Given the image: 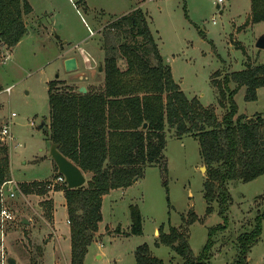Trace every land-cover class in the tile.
I'll use <instances>...</instances> for the list:
<instances>
[{
  "label": "rangeland",
  "instance_id": "374dc122",
  "mask_svg": "<svg viewBox=\"0 0 264 264\" xmlns=\"http://www.w3.org/2000/svg\"><path fill=\"white\" fill-rule=\"evenodd\" d=\"M28 1L32 10L22 14L26 32L13 45L0 44V128L11 111L15 112L10 121L11 137L0 132V140L8 147L9 178L19 187L22 181L46 182L56 175L46 134L50 121L48 81L58 79L61 86L101 88L103 29L113 18L139 6L174 80L188 97L197 96L204 105L213 106L219 118L226 111V103H219L218 88L212 80L221 81L225 72L241 69L247 62H264V47L256 45L264 34V20H251V0H223L219 6L216 0ZM125 37L120 35L118 41ZM5 50L9 51L6 58ZM71 55L78 65L66 70L63 59ZM118 65L126 66L124 57L118 58ZM244 95L243 85L234 94L237 112L264 114V85L257 88L255 99H245ZM165 134L166 172L161 163L147 164L132 183L106 194L101 213L108 234L89 244L83 264H135L136 246L143 242L164 264H181L183 258L174 249L155 243L160 225L164 230L172 224L185 231L193 253L198 254L209 227L222 222L218 201L209 202L211 210L206 208L203 181L207 168L197 138L190 133L178 137L168 126ZM85 174L88 177V171ZM62 185L45 188L40 194L21 190L7 199L11 215L4 219L0 215V264H8V254L16 257L15 264H33L31 257H36L39 248L29 238L37 246L44 242L50 234L54 208L59 222L65 220ZM227 186L232 196L226 212L227 226L212 236L209 264H237L238 234L251 229L256 213L264 212V173L247 181L229 180ZM131 203L140 209L142 232L109 233L120 229L119 222L122 226L130 223ZM22 215L29 219L28 226L20 221ZM106 224L117 228L109 229ZM34 264H46L44 252ZM55 264L64 262L59 258ZM246 264H264V220L258 241L247 253Z\"/></svg>",
  "mask_w": 264,
  "mask_h": 264
},
{
  "label": "trees",
  "instance_id": "16d2710c",
  "mask_svg": "<svg viewBox=\"0 0 264 264\" xmlns=\"http://www.w3.org/2000/svg\"><path fill=\"white\" fill-rule=\"evenodd\" d=\"M32 10L28 0H0V42L13 45L27 30L22 14ZM251 20H264V0H251ZM104 83L99 89L58 85L48 81L49 142H57L59 150L88 171L86 182L76 187H61L71 236L70 264H83L98 222L102 218V194L110 188L132 183L147 164L163 161L166 144L165 127L181 137L190 133L199 143L206 164L203 196L218 201L222 222L208 229L207 239L194 254L185 231L170 224L161 225L156 244L169 245L182 258L181 264H209L213 235L227 226V209L232 196L227 186L232 179L251 180L264 173V114L237 112L234 98L245 86V99H255L257 88L264 85V62L245 63L241 69L225 72L217 85L219 103L226 111L219 118L215 108L204 105L197 96L188 97L174 80L170 65L164 61L158 43L141 8L113 18L104 29ZM120 35L126 36L118 41ZM138 37L140 39H138ZM149 55L155 61H151ZM124 57L126 66L118 65ZM1 60V57H0ZM234 85L230 86V82ZM146 126L143 127V123ZM8 147L0 140V184L9 178ZM45 181L20 183L25 193L45 192ZM166 185V182L164 181ZM52 209V205L49 206ZM130 232L141 233V212L137 204L129 205ZM264 212H257L251 229L238 234L237 264H246V256L262 231ZM40 254L42 245L36 244ZM37 262L36 257H31ZM135 264H164L152 254L146 242L135 249Z\"/></svg>",
  "mask_w": 264,
  "mask_h": 264
},
{
  "label": "crops",
  "instance_id": "0c3cea01",
  "mask_svg": "<svg viewBox=\"0 0 264 264\" xmlns=\"http://www.w3.org/2000/svg\"><path fill=\"white\" fill-rule=\"evenodd\" d=\"M77 63H78V61H77ZM86 90H87V87H86ZM83 172L85 173L86 171H83ZM86 179H87V176H86ZM123 187H125V186H123ZM123 187H116V188H123ZM116 188H110V190L108 192L102 194L101 207L103 205V201H104L106 194L110 193L112 190H114ZM62 204L64 206L62 213H64L65 220L62 223L59 222V220L56 218L57 209L54 208V210H53V221H52V224H50V230H48V232L50 234L46 235L44 237L43 243L40 242L42 247H43V252L45 253L46 264H50V263L55 264L59 261V258L64 262V264H70V257H71L70 224L68 222L65 200L62 202ZM101 215H102V213H101ZM129 216H130V214H129ZM24 224L26 225L28 223H24ZM119 224H120V229L118 231H112L109 233L115 232V233L119 234L120 232H125V233L130 232L131 219H130V223H127L126 226L125 225L122 226L121 222L117 223V225H119ZM128 224H130V225H128ZM106 225H109V229L112 227L113 228L115 227V229L117 228V225L116 226L111 225V224H106ZM26 226H28V225H26ZM126 228H127V231L125 230ZM156 230H157V228H155V231ZM105 234H108V232H106V227L102 226V218H101L98 222V228L95 231V235H94L92 242L96 241L97 239H101L102 237H104ZM29 240H31V242L34 243V247H35L36 241H33L32 237H30ZM88 248H89V246H88ZM36 253H38L37 254V257H38L40 255V252L36 251ZM15 259H16V257H15Z\"/></svg>",
  "mask_w": 264,
  "mask_h": 264
},
{
  "label": "water",
  "instance_id": "95a60500",
  "mask_svg": "<svg viewBox=\"0 0 264 264\" xmlns=\"http://www.w3.org/2000/svg\"><path fill=\"white\" fill-rule=\"evenodd\" d=\"M256 45L264 47V34L258 37ZM63 63L66 70L76 69L78 65L77 58L74 55L65 57L63 59ZM99 69H101V65L99 66ZM78 89L80 91H86V86L80 85ZM43 122L44 121H41L40 125H42ZM144 126H146V122L143 123V127ZM49 155L52 157L57 166V172L64 174L66 185L68 187H76L86 182V175L81 167L59 150L57 142H50ZM135 178L136 177H134V179ZM20 221L22 223H28L29 219L25 215H22L20 217ZM6 261L8 264H15L16 259L13 255L8 254Z\"/></svg>",
  "mask_w": 264,
  "mask_h": 264
},
{
  "label": "built area",
  "instance_id": "2783aa9c",
  "mask_svg": "<svg viewBox=\"0 0 264 264\" xmlns=\"http://www.w3.org/2000/svg\"><path fill=\"white\" fill-rule=\"evenodd\" d=\"M216 2H217V6H219L220 3L223 2V0H216ZM90 32H93L92 29H90ZM8 54H9V51L5 50V54L3 57L6 58ZM6 89L9 90V86H7ZM13 115H15V112L11 111V113L8 116V120L0 128V132L4 136L11 137L10 121ZM7 183H9V185H7ZM56 184H66L65 176L61 172H56V175L53 178H49L46 181L45 186L48 189H53ZM20 191L21 189L17 185V182L12 178L5 179L0 184V215L3 219L11 215L10 210L8 209V206L6 205L7 199L15 196V193L20 192Z\"/></svg>",
  "mask_w": 264,
  "mask_h": 264
}]
</instances>
